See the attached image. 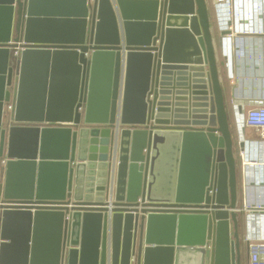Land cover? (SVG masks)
Wrapping results in <instances>:
<instances>
[{"label":"water","instance_id":"water-1","mask_svg":"<svg viewBox=\"0 0 264 264\" xmlns=\"http://www.w3.org/2000/svg\"><path fill=\"white\" fill-rule=\"evenodd\" d=\"M211 33L205 0H0V264L247 258Z\"/></svg>","mask_w":264,"mask_h":264},{"label":"crops","instance_id":"crops-1","mask_svg":"<svg viewBox=\"0 0 264 264\" xmlns=\"http://www.w3.org/2000/svg\"><path fill=\"white\" fill-rule=\"evenodd\" d=\"M252 2H257V0H241L240 3ZM239 8L243 7L241 6ZM207 10L210 18L217 71L227 103L234 107L236 105L249 104L253 100L264 99V30L262 32L241 33L238 26L241 21L239 19L237 25L238 31L234 33L236 38L232 42L234 49L232 53L234 54L228 59L223 51L222 37L224 34L230 32V29L226 28L232 22L231 17L227 14H217L213 5L210 3H207ZM259 18L264 22L263 14H257L256 20H259ZM252 19L254 18L252 17ZM232 25L234 24L232 23ZM219 32L222 33L220 34ZM4 121H6L5 118L3 119ZM230 124L232 128L242 130V132H238V138L242 143L248 142L246 144L247 158L259 156L258 159L260 161L264 160V154H262L264 153V146H261L264 137H260L258 129L243 125L242 117L238 116L236 111L235 114H231ZM252 132L257 133L256 136H252ZM244 167L245 173H248L249 177H251V174L257 175L259 173V169L255 165H247ZM242 176L240 177L238 185L237 207L241 205L244 195ZM260 222V220L255 221L251 217L247 218L243 212H237V232L239 240L242 243H247L246 238L254 237V235L261 236L264 232V223ZM242 263L249 264V253L248 257Z\"/></svg>","mask_w":264,"mask_h":264},{"label":"built area","instance_id":"built-area-1","mask_svg":"<svg viewBox=\"0 0 264 264\" xmlns=\"http://www.w3.org/2000/svg\"><path fill=\"white\" fill-rule=\"evenodd\" d=\"M210 1L212 2L217 14H227L229 17H231L232 22L226 28L230 29V32L224 34L222 37V45L224 46L223 51L228 59H230L232 54H234L232 53L234 50L232 42L236 38L234 33L238 31V26L241 33L262 32L264 30V22L261 21L260 18L259 20H256L257 14L261 13L264 16V2L257 0V2L241 4V0ZM241 6L243 8H239ZM252 17L254 19H252ZM239 19H241L240 23ZM232 23L234 25H232ZM229 75L231 74L229 73ZM242 106V114L239 115L237 111L236 113L238 116L242 117L243 125L255 127L258 129L260 137H264V99L253 100L249 104ZM246 144H248V142L243 143V150L240 152L243 174L242 188L244 195L241 205L236 208V212H243L247 218L251 217L255 219V221L260 220V223H264V160L260 161V159H258L259 156H256L255 158H247ZM262 145L264 146V138L261 142V146ZM247 165L257 166L259 173L257 175L251 174V177H249L248 173H245L244 166ZM213 192V189L209 190L210 195H212ZM176 207L182 211L201 209L200 206L188 204ZM246 241L248 243L249 264H264V232L261 236L254 235V237L246 238Z\"/></svg>","mask_w":264,"mask_h":264},{"label":"rangeland","instance_id":"rangeland-1","mask_svg":"<svg viewBox=\"0 0 264 264\" xmlns=\"http://www.w3.org/2000/svg\"><path fill=\"white\" fill-rule=\"evenodd\" d=\"M205 1H206V3H210V4H212V2H211L210 0H205ZM212 5H213V4H212ZM256 134H257V133H255V132H252V133H251L252 136H256Z\"/></svg>","mask_w":264,"mask_h":264},{"label":"flooded vegetation","instance_id":"flooded-vegetation-1","mask_svg":"<svg viewBox=\"0 0 264 264\" xmlns=\"http://www.w3.org/2000/svg\"><path fill=\"white\" fill-rule=\"evenodd\" d=\"M241 242V241H240ZM241 246L243 247V246H245V243H242L241 242ZM247 257H248V246H247ZM245 260V259H244ZM244 260H243V262H244ZM241 264H243V263H241Z\"/></svg>","mask_w":264,"mask_h":264},{"label":"bare ground","instance_id":"bare-ground-1","mask_svg":"<svg viewBox=\"0 0 264 264\" xmlns=\"http://www.w3.org/2000/svg\"><path fill=\"white\" fill-rule=\"evenodd\" d=\"M261 2V0H259ZM264 2V0H262ZM238 3V2H237Z\"/></svg>","mask_w":264,"mask_h":264}]
</instances>
